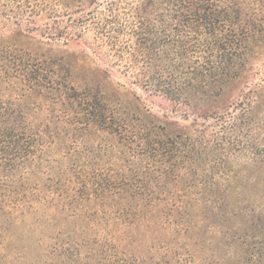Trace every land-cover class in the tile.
Wrapping results in <instances>:
<instances>
[{
    "label": "trees",
    "instance_id": "1",
    "mask_svg": "<svg viewBox=\"0 0 264 264\" xmlns=\"http://www.w3.org/2000/svg\"><path fill=\"white\" fill-rule=\"evenodd\" d=\"M14 226L46 264H264V0H0Z\"/></svg>",
    "mask_w": 264,
    "mask_h": 264
},
{
    "label": "rangeland",
    "instance_id": "2",
    "mask_svg": "<svg viewBox=\"0 0 264 264\" xmlns=\"http://www.w3.org/2000/svg\"><path fill=\"white\" fill-rule=\"evenodd\" d=\"M112 77L116 86H124L136 91L145 105L156 114L174 120H183V112L166 96L144 89L134 82L130 74L123 69L114 68ZM83 73L77 74V80H84ZM29 226H14L0 232V264H46L41 258L45 235L36 233Z\"/></svg>",
    "mask_w": 264,
    "mask_h": 264
}]
</instances>
